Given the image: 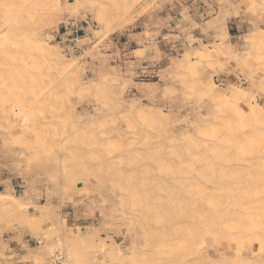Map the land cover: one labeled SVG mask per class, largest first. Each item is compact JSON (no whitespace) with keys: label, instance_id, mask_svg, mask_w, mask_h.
<instances>
[{"label":"rangeland","instance_id":"obj_1","mask_svg":"<svg viewBox=\"0 0 264 264\" xmlns=\"http://www.w3.org/2000/svg\"><path fill=\"white\" fill-rule=\"evenodd\" d=\"M111 1L112 0L110 1L82 0V4H81V0H59L60 6L58 5V7L60 8V10L62 9V13H60L61 11L59 10L60 11L59 12L57 8L56 9L52 8L51 11V8L49 10H44L45 8L41 9L35 6L36 8L33 9L34 10L33 12H29L28 14H24L22 16L23 20H25L26 23L27 21H30L31 15L33 16L32 17L33 21H37V23L39 22L40 19V22L38 24H40V26L42 27H40L39 25L38 26L40 29L37 27V30L39 31V33H41L40 39L42 38V41L45 43L46 47L51 51V54L53 56L55 57L57 56L58 58H60V60L63 62L62 66L67 67L68 69L66 70L68 72H65L62 75L59 74V76L57 75L59 77V78L57 77V79H55L56 78L55 75L56 73H58V71L55 72L54 69H53L54 71L52 70L51 73L52 77L50 76L51 74L47 76V74L45 73V70H47V68L45 69L42 68L38 70V73H41L42 75H44V73L46 74L45 80L48 79L52 80L54 78V80L57 81L58 79H60L61 76H62L61 78L63 79L58 80L55 85L56 91L59 92H55L56 94H51V95L45 94L46 96L44 97L42 96L40 98H34V102H33L34 104L32 103L31 109L28 110L26 109L25 111H22L21 109L14 108L13 105L20 104L25 101V98L18 93V91H20L19 88L22 86L28 87L29 84H31L30 82H32L31 80H33L36 74L32 76L34 73L33 74L25 73L24 75L23 71H22L23 73L21 74L20 73L21 70L20 71L17 70L15 71V74H17V72L18 74L17 75L14 74L15 77L18 79V81H16L17 79L14 76H13L14 78L12 77L13 74L11 75L7 74V76L4 74L5 71L4 68L1 67L2 64L0 62V76H1L0 77V113L3 106L9 104L11 108H14V114L19 117L18 120L19 122L16 120L13 123V125H15L16 127L11 128L7 125V128L9 127L8 128L9 131H7L8 129L4 128L6 127V125H4L5 122L4 120L2 122L1 120L2 117L0 115L1 117L0 129L2 126H4L0 130V194L6 195L8 197L13 195L12 197L13 198L16 197V201H18V203H21V204L17 203L18 206L15 205L17 207V208L15 207L16 208L15 211L18 213L11 212L10 207H8V205L3 204L4 205L3 206L2 204H0L2 206V207L0 206V210H1L0 211V264H5V263L8 264V262L9 264H54L53 258L56 256L57 253H59L61 257V264H122V263L123 264H186V263L201 264V261L203 260L199 258L203 256L210 258L216 257L217 256L216 253L218 252L217 248L219 249V247L217 246V244L214 243L213 237L210 236L208 232L207 234L209 236H204L207 235L205 234L204 230H200V231L197 230V234L195 231V228L197 226L198 229L202 227V222L210 226L212 220V214L208 216L211 218V220H205V217L202 215V212H199V218H198L199 220L189 219V222L187 223L190 224L186 223L189 226L183 224L185 225L183 227L177 224L176 228L183 229V230L178 229V231L181 230L180 235H182L181 237L182 239L179 237L181 240L176 241L175 244L173 243L175 247L172 245L171 247H173V249L169 250L167 252L168 254L166 253L164 255H160L158 254L157 249L155 248L153 243L149 244L148 246L147 244H145V242L149 239V238H146L147 240L145 239L146 233L147 232L149 233L150 231V233L152 232L154 234L153 230H151L153 229L154 225L152 224L153 222H150L151 224L148 223L145 217L146 214H148L146 208H148L149 206L146 204L145 198L144 197L141 198L142 201H140V196H141L140 187H142L141 183L142 181L144 182L147 181L148 185L150 183H151L150 185H152L153 182L154 183L152 186H154L155 183H156L155 185L158 184L157 185L158 187L154 186L155 189L154 192L156 193L158 190L159 191L161 190L160 191L161 193L162 192L165 193L161 194L160 192H157L156 194H154V196L159 194L158 196L164 197L167 194L166 191H168V187L166 189V185L169 183V181L167 177L164 175L163 170H165L167 167L168 169L175 168L174 166H171L172 163L170 162L171 161L176 162V159L174 160V158L177 154L179 155L180 149L182 151V153L180 152L182 157L183 155L186 156V154L189 155L186 156L185 158L184 157L182 158V161H186V163L184 162L185 165L188 163V161H192V159L194 158L193 156L190 157V154L200 156L198 158V161L202 159L201 160L202 164L199 163V165H197L196 167L198 168L201 167V170L204 171L205 169V171H207L205 173L206 175L202 177L201 181L208 179L207 181L209 182L214 181L217 184L221 183L222 190L220 189L219 191H222L223 194H229V193L236 194L237 192L242 193L246 191V193H248L250 196L252 195L253 198H255L254 194H256V192L254 191H258L261 193L260 195L261 198L264 196L263 188L261 186L257 187L256 183H254L257 181H264V171H263L264 165H262L263 162L262 160L257 161L258 164L257 166L256 163L254 165V167L257 168V170H255L257 173L253 171L256 168L246 169L247 167L246 168L242 167V169L238 171L224 175L221 174V171L223 170L218 168L220 169L219 173L222 176L220 177V179L216 178V177L219 178V173H217L218 170L216 171L217 174H215V172L213 171L215 169V166L207 167L209 163L216 161V159L218 158L216 157L217 153H215L216 159L214 158L212 160L211 158L212 156L211 154H209L213 149L214 143L215 145H220L222 147V144L219 143V141L221 142L224 139H226L225 142L227 144L225 143L223 145L225 146L224 148H227L230 145L233 146V143L234 146H236L235 143H237L238 146L242 144L241 146L250 147L249 145H251L250 148L256 151L261 146V145L259 146V144H262L261 141L257 145L258 143L257 141H260V139L257 140L258 138H256V136L261 137V135L264 132L263 133L260 132L262 133L261 135L260 134L256 135V133L259 130L258 131L256 130L255 132L254 129V131L250 130L248 132L250 136L248 135L247 137L246 136L243 137L239 134L237 135L236 133L238 139H235L234 137H230V135L233 134L234 129L230 125H227L228 123L224 122L226 121L225 119L227 118L226 108L225 107L216 108L215 106L210 105L206 100L205 101L203 99L199 100L200 97L199 95H197L198 93L201 92V90L209 82V80H212L218 86V89L219 88L221 89L220 92H226L229 89H232L233 92L234 91L236 92L241 89L242 91L246 92L247 96L254 99L259 105H262V107H264V50H263V46L260 47L261 51L255 50V48L256 49L258 48L260 43L258 40L253 41V38H255L253 36L254 34L255 36L257 35V33L258 35H263L262 33L264 32V0H251V3L248 0H129L131 2H129L128 0H117V1L113 0L112 2ZM260 4L262 6H260ZM251 5L252 8L250 9ZM121 6H123L122 7L123 9L121 8ZM5 8L6 5L5 3H3V5H1V9L3 10ZM0 14L2 15L3 13ZM58 14H60L59 15L60 18H58ZM117 14L120 16H117ZM100 20L101 22L103 20L102 23L104 25L102 23L100 24L99 22ZM257 28H259L258 31L262 30L261 33L257 31ZM0 30H1L0 34H2L4 29L0 28ZM251 34L253 35L251 36ZM251 39L253 42L251 41ZM257 41L259 43L258 45H257ZM250 43L251 46L249 45ZM253 43L255 44V47H253L254 46L252 45ZM49 45L51 46V48L49 47ZM211 47L213 49H211ZM55 48H58L59 51H57V49L55 51ZM207 49L212 56L211 57L212 60L206 65H211V67L210 66L208 67L203 63L197 64V62L199 61L196 58H194V54L196 51L200 52L202 50H207ZM229 49L232 50V52L234 51V49L235 51L232 53ZM224 51H225V57L223 56ZM230 52L231 54H233L232 56ZM254 52L256 53L254 54ZM59 53L62 55H60ZM215 54L217 55V57L215 56ZM226 54H228V57L229 55L231 57L229 58L226 57ZM245 54L247 55V57ZM10 56L15 57L13 53L10 54ZM233 56L234 58L236 57V59H234ZM61 58H64V60H62ZM221 58L222 60H220ZM227 58L228 59L233 58V59L228 60ZM187 60L193 62V64L191 65L192 67L194 66L191 70V72L194 71L193 73L185 69L187 66L186 64ZM232 60H234V62ZM215 61L218 63L217 66H216L217 63ZM67 62L70 63V65L72 66L68 67L67 66L68 64L64 65V63ZM213 64L215 66H212ZM197 65L198 66L201 65V67L203 66V68L199 67L200 69L197 70L198 69ZM200 71L201 72L203 71L202 74ZM46 72H48V70ZM69 72H71V74ZM66 73L68 74L66 75ZM23 75H24L23 81L20 82L24 83L25 81L26 84L19 83V79L22 80L21 77H23ZM28 75H30V77ZM63 75H65L66 77L65 76L63 77ZM75 75L78 77L79 81L76 80L77 77ZM70 76H72L73 78ZM28 77L30 78V82L28 81L29 79ZM112 77L114 78L116 77L115 79L117 80H115ZM195 77L197 79H195ZM126 78L127 81L123 80ZM41 79H44V76L41 77ZM118 79L120 81H118ZM45 80H43L42 82L40 80L39 85L43 86V83L45 85V83L47 82ZM111 80L114 81V83H116L117 85L116 84L113 85V82ZM63 81L65 85H63ZM67 81L69 83H67ZM196 81L197 83H195ZM248 81H251V83ZM96 82L97 83L99 82V84H97ZM108 82L112 86L108 85ZM74 83L77 84L78 86H76ZM67 85L70 87L69 92L68 89L66 91V88H68ZM103 86L105 87L102 88ZM39 88L40 87L36 88L35 90L39 91L40 90ZM94 88L98 91H102L100 92V95L96 91H94L93 93V90H95ZM81 89L83 90L81 91ZM63 92L64 93L66 92L65 95H63L64 94ZM58 94L61 95V98L64 97L62 98L63 109H60L61 107L59 108L60 113L59 111H57L59 106L57 107L58 103H56V100L60 98ZM75 94H78L79 97L76 96ZM92 94H94V96H92ZM47 95H49L50 98ZM90 95L92 97H90ZM95 95L96 96L99 95V96L95 97ZM53 96H56L55 98L57 97L58 98L54 100V98H51ZM86 97L87 100H85ZM61 98L59 99L60 102L59 100L57 101L59 102L60 106L62 105ZM52 100L55 102H53ZM122 101H124L125 103ZM51 103L53 106L51 105ZM48 105L50 106L48 107ZM121 107L124 110L122 109L120 110ZM125 108L126 110H129L131 108L132 114L129 111H126ZM136 109L138 110L136 111ZM140 109L142 110L143 113L148 112L151 109V112L153 114L155 115L157 114L159 118L163 117L164 121L163 119L160 120L161 129L158 127V125L160 126V123L156 124L157 122L156 118L155 120H150L153 119L151 117L144 118L141 119L140 121V119L134 117L136 116V114L140 112L139 111ZM154 109L155 110L158 109L159 111H154ZM61 110L63 112H61ZM53 111L56 112L57 114L53 113ZM30 112L34 113L33 116L34 118L32 117L33 113ZM35 112L38 113L39 115H35L36 114ZM128 112L130 113L131 117L129 116ZM51 114L52 115L55 114V119L58 120L56 121L54 119V115L52 116L53 118L52 119ZM199 115H201L202 117ZM204 115H206L208 119H210L209 122L210 124L206 123L203 126L202 121L204 120L203 118ZM59 116L61 117V119L59 118ZM97 116L100 117L98 118ZM214 116L218 117L219 121ZM14 117L15 116H13V118ZM74 117H77V119L79 118V120L74 119ZM94 117L95 118L97 117V119H95ZM167 117L169 118L170 121L167 119ZM29 118H31L30 122H32V124L35 123L34 125H32V128L34 126L32 130L33 132L32 133L29 132L30 134L28 133L24 136V138H21L23 134L21 136L19 135L20 134L19 127H21L23 124H26L27 121L25 123V120L26 119L29 120ZM49 118L52 119L53 121L50 120ZM91 118L93 119L91 120ZM63 119L64 120L67 119V120L64 121ZM147 119L150 122L152 121L154 125L156 124L155 127L157 129H155L154 126L150 127V125L153 124H151L152 122L149 123ZM45 120H47V122H45ZM83 120L85 123L83 122ZM99 120H101L102 124L100 123ZM79 121L83 123V125L80 124ZM104 121H106V124L104 123ZM125 121L126 124L122 125ZM62 122H64L65 125L66 124L67 125L65 126L64 123ZM140 122L143 123V126L141 125L142 123L140 124ZM103 123L107 128L105 127L103 129L104 127ZM112 123L116 126L112 125ZM119 123L121 124L120 126H118ZM128 123L133 124L132 126L133 129L130 128L131 126H128L130 125ZM166 123H168L167 124L168 126L166 125ZM146 124L148 126H145ZM215 124L217 128L215 127ZM53 125L56 126V128L55 127L53 128ZM134 125L135 126L139 125L137 126L138 130L135 129L136 130L135 132H134V128H135ZM164 125H166L165 128L163 127ZM117 126L119 128L121 127V129L125 127L124 130L127 133H125L123 129L122 131L119 128L118 129L115 128L114 130V127ZM144 126L147 129H145ZM197 126H199L200 129H196ZM222 126L226 128V130H224L223 132L221 131L224 129ZM204 127L205 128L207 127L209 130H210L209 127H211L210 130L211 132L209 130H205ZM214 127L217 130L213 129ZM29 128L32 129L31 126H29ZM76 128L77 130L81 129L80 132L79 131L78 132L80 133V135L82 134V139L81 136L80 137L78 136L79 138L77 137V135L79 134H77L78 132H76ZM3 129H5L6 131ZM54 129H56L57 131ZM69 129L71 133L69 132ZM83 129H85L86 131ZM144 129L146 130V132H144ZM150 129L152 131H150ZM212 129L215 130V135H217L216 137L215 135L213 136L212 133L214 132H212L213 131ZM148 130L149 132H147ZM153 130H156L159 135L155 133V131ZM159 130L161 131V133L162 131L164 132L165 130V134L162 135L161 133H159ZM199 130L200 131L203 130L202 132H204V134L199 132ZM59 131L61 133H59ZM62 131L66 134L69 133L68 134L69 137L66 136V134H63ZM114 131L115 133L118 134L121 132L122 135L121 133L119 135L116 134L117 137H115L114 136L115 133H113ZM131 131H133L134 133ZM207 131H209V133L212 134L211 138L213 139V141L212 139L208 138L210 135ZM52 132H56V133H52ZM91 132L92 134H90ZM142 132H144L147 135H145ZM150 132L153 134H157L158 137L162 135L161 136L163 137L162 140L160 139V137L158 139V137L154 136ZM197 132L200 134H198ZM58 133L65 135V137L67 138L63 136L61 137V135H59ZM73 133L74 135L75 134L76 135L72 136L71 134ZM128 133L130 134V138L132 136L131 141L134 139L133 144L135 146L138 144L137 141L141 145L138 144L139 146H136V148H134L132 142L130 143L129 141L130 138ZM250 133L253 135H251ZM52 134L54 135L56 134V136L54 137ZM83 134H86V136H83ZM109 134H111V136H108ZM133 134H135L134 136L135 138H133ZM142 134L143 136H146L147 140L145 139V137L141 136ZM51 135L54 137L53 140L50 139ZM89 135L92 136V138H90L91 140L89 139L90 141L88 140L87 143L86 140L89 138L87 137ZM126 135L128 137H126ZM200 135H202V137ZM204 135L205 136L207 135L206 137L209 139V141L207 138H203ZM147 136H149L151 140H149ZM252 136L255 137L253 138ZM155 137L157 138L156 139L157 141L153 140V138L155 139ZM184 137L188 138L185 139L187 140L188 142L187 144H189V147L187 144H185L186 140L185 141L183 140L184 142L181 141V139ZM218 137L220 139L222 138V140H220ZM229 137L231 140L229 139ZM17 138L20 139L19 142L20 141L23 142V143L21 142L22 146L20 145V143L19 144L16 143V141H18ZM69 138L70 139L75 138V141L81 139L80 142H81V146L83 145L82 148L80 149L79 141L78 142L76 141V143L78 144H71L70 142H74V140L71 139L73 141H70ZM139 138L142 139L140 140ZM195 138H196V142H194ZM247 138L250 140H248ZM64 139L66 140V142L67 140L70 141L67 142V145L68 143H70L68 145L69 148H66L67 146H65L66 144H64L66 143ZM163 139L164 140L166 139L165 141H167L168 139L169 141L167 142L164 141L163 143L162 142ZM172 139L174 141L178 140L176 145H179V148L182 146L179 149V151H177L178 146L174 145L175 143L174 141H172ZM254 139H256V141ZM49 140L52 141L49 142ZM61 140L64 142L62 143ZM158 140L161 141L162 143L161 142L159 143ZM202 141H204L203 145H205L206 144L205 142H207L206 146L203 147ZM82 142L83 143L85 142V144L87 143L88 145L86 144V146H84L85 144H83ZM179 142H183V143L181 144ZM244 142L249 143V145ZM57 143H59L60 146ZM61 143L62 145L64 144L63 146L65 147H63ZM150 143L151 145L153 144L155 145L151 146ZM193 143L194 144L196 143L198 148L200 147L199 150L197 148L193 150L194 148L192 146L194 145ZM199 143L201 145H198ZM41 144H43V146L46 145L45 149ZM53 144L56 145V147L58 146L60 148H56L55 146H53ZM125 144L126 146H124L123 148L122 145ZM252 144H255L257 148L253 147ZM127 145H130L131 147L130 146L127 147ZM209 145L211 146L210 148ZM72 147L75 149H73ZM144 147L146 150L144 149ZM148 147L151 148L148 149ZM221 147L218 148L219 151H217L218 152L217 155L219 156L218 159L219 161H220V156L222 157V155L219 152L223 151V150L220 151ZM64 148H66L67 150H64ZM121 148H123L125 151L122 149L121 150L122 153L115 152L118 149L120 150ZM169 148H171L172 150ZM188 148L192 149V151ZM203 148H206V152L210 150L209 153L204 155L206 152ZM153 149L155 151V155H153L154 154ZM167 149L168 151L164 153V151ZM184 149L185 151L188 150V152L187 151L184 152ZM261 149L262 148L260 147L257 153H262ZM24 150H26L28 153ZM46 150L48 153L46 152ZM103 150L105 152H103ZM130 150L133 151L134 153H129ZM150 151H152L151 152L152 154L150 153ZM173 151H175V153L177 154L176 155L175 153L173 154ZM189 151L190 154H188ZM123 152H125L126 154ZM170 152L174 156L172 155L170 157L169 155L171 154ZM225 152L226 150L223 151L222 153L225 154ZM25 153L26 155H24ZM135 153L138 154L136 155ZM156 153H159V155L157 154L156 156ZM107 154H109V157ZM124 154L127 156H125ZM132 154L137 156V158H135V156ZM166 154L167 156L169 155V157H167ZM115 155H119V156H115ZM64 156L66 158H64ZM150 157H152L153 160H151L152 158ZM102 158L104 159V161L108 162V164H105L106 162L104 161L100 162L99 160H103ZM168 158H171L172 160L171 159L169 160ZM96 159H97L96 162L99 161L98 163H95L94 160ZM112 159L113 161L110 163ZM135 159H137L136 161H138L136 162V164L137 163L139 164V162L141 161L139 165L137 164L138 165L137 167L136 165H134ZM92 163L94 164V166L91 165ZM162 163H164L165 166ZM104 164L105 166H103ZM42 165H44V167ZM95 165L100 166V169ZM150 165L152 170L150 169ZM102 166L105 168H102ZM142 166L144 168H148L146 169L145 173H144V168ZM163 166L165 167V169L163 168ZM45 167H47L46 170H43V168L45 169ZM63 167H65L66 169ZM109 167L112 168L110 169L113 170L115 174L113 171L108 169ZM139 167H142L143 170L140 169ZM211 167L212 169H208ZM260 167L262 170L260 169ZM96 169H98V172L101 169L102 171L104 169V171L103 172L100 171V174L98 173L99 175L97 174L98 176L95 177L97 172L94 171L95 172L94 175L92 170H96ZM157 169L159 170V172H161V174L163 173V176L157 172L158 171ZM88 170L91 171L93 174L92 173L90 174ZM107 170L109 171L108 174L106 173ZM248 170L251 171L249 172ZM85 171H88L89 173ZM169 172L172 173L173 171L170 170ZM211 172L213 173L209 174ZM86 173H88V175L91 176L89 177L86 176L87 175ZM113 174L119 176L116 178ZM145 174L147 175L145 176ZM213 174H215V176ZM103 176L105 178L107 176V178L105 179ZM97 177L99 178L101 177L103 179H99ZM152 177H154L155 180L156 177L159 178L158 180L160 184L159 182H157L158 180L156 181L152 180L151 182V179H153ZM161 177L162 178L164 177L163 178L164 180ZM93 178H95V180ZM114 179L117 180L118 182L114 183L115 182ZM110 182L111 184H109ZM164 182H167V184L165 183L166 185L163 187L161 185H164ZM118 183L119 185L121 184L120 187H118L119 186ZM112 184H117V186L116 185L113 186ZM122 185H124L123 186L124 188L122 187ZM114 187H116L117 190ZM222 187H225V189ZM164 188L166 189V191L164 190ZM121 189H124V193H122L123 191H120ZM117 192L119 193L121 192L120 193L121 196L119 195V193L117 194ZM153 193L151 194L149 193V194L152 196ZM22 199L24 200L22 201ZM104 199L106 201H104ZM143 200H144V204H143ZM108 203L109 205L110 204L113 205L109 206ZM190 204L191 203H189V205ZM189 205L186 204V206ZM20 206H24V207L26 206L24 208L25 211L23 210L21 211L20 208L23 209V207ZM166 207L170 208V205L168 204L166 205ZM141 208L145 209V212L144 210H141ZM205 208L206 207H204V209ZM126 209L128 210L126 211ZM163 210H165V206L163 207ZM142 212H144L143 215L141 214ZM252 212L264 213V207L262 208L260 207V209H254L252 210ZM127 213H130L132 217ZM169 213H172L171 214L172 216L177 215L174 214L172 211H169ZM209 213L210 212H208V214ZM139 216L141 217L144 216V217L141 218ZM200 216L204 217L203 220L201 219ZM126 217L127 218L129 217L128 218L129 221L127 220L128 222L126 220H123ZM208 217L206 218L208 219ZM142 221L144 222L142 223ZM190 221L192 223L193 221L196 222V226L194 223L193 225L195 227L191 228L192 223ZM197 222L198 223L201 222V224L199 223L198 225ZM148 224H150L149 227H147ZM141 226L143 229L145 227V230L148 231L144 233L145 230L143 232V230H141L142 229ZM190 228L194 230V233L196 235L193 233V230L192 231L190 230ZM188 232L190 234H188ZM198 234L199 235L201 234L202 242L200 237H198L199 239L197 238V236H199ZM193 236L196 238L193 239L194 238ZM142 239L143 241L144 240L146 241L143 242ZM191 240H192V246L190 242ZM186 241L188 242L187 244L189 246H186L187 245L186 243H182ZM196 242H198V244H196ZM181 243L184 245L182 246ZM201 243L204 246L201 245ZM115 245H117V248H115L116 247ZM176 246L183 247L184 249L178 248L180 251L176 252L178 250ZM99 247L104 249L105 252L103 253L100 250L101 248ZM188 247L190 248L193 247V248L190 249ZM203 248L204 250L201 251ZM256 248L257 245L254 246L252 251H256L257 250ZM111 250L112 251L114 250L113 251L114 254L116 253V250L120 251V255L122 256L121 261L120 260L118 261L116 259L117 262H113L109 259V256L107 255L109 254V252H111ZM140 250L145 254H141ZM190 250L194 252L196 250L197 251L195 252L194 255V252H191ZM199 250H200L199 253L202 252L201 253L202 255L198 253ZM36 252H39L41 254ZM189 252L193 253V256L189 255L190 254ZM132 254H134L136 257L132 258ZM225 254L227 256L230 255V253L227 251L225 252ZM184 255L186 256L182 258V256ZM244 255L246 258H248L249 261H251L250 259L253 257V253L251 251H248L246 249ZM193 257L194 259L192 260ZM195 257L197 260H195ZM40 258L43 262H41ZM203 263H205V261H203Z\"/></svg>","mask_w":264,"mask_h":264},{"label":"bare ground","instance_id":"obj_2","mask_svg":"<svg viewBox=\"0 0 264 264\" xmlns=\"http://www.w3.org/2000/svg\"><path fill=\"white\" fill-rule=\"evenodd\" d=\"M110 1V0H109ZM113 1V0H112ZM111 1V2H112ZM117 1V0H116ZM129 1V0H128ZM248 1H250V3H251V0H248ZM129 2H131V1H129ZM3 3H5V5H6V8L5 9H1V5H3ZM81 4H82V0H81ZM125 4V3H124ZM58 5H59V0H0V13H3L2 15L0 14V28H3L4 29V31H3V33L2 34H0V62H1V64H2V68H4V71H5V75L7 76V74L8 75H11V74H13L12 75V77L14 76L15 77V75H17L18 74V72H17V74H15V71H17V70H21V74L24 72V75H25V73H28V74H33L32 76H34L35 74V77L34 78H36V79H34L33 78V80H31L32 82H30V75H28L29 77V79H28V81L31 83V84H29V86L28 87H26L25 85V87H20L19 88V90L20 91H18V93L19 94H21L24 98H25V101L23 102V103H20V104H16V105H13V107L14 108H17V109H21L22 111H25L26 109L28 110V109H31V106H32V103L34 102V98H40V97H44V96H46L45 94H49V95H51V94H56L55 92H59V91H56V82L58 81V80H60V79H63V78H61L60 77V79H58L57 81H55L54 80V78L51 80H45V75L47 74V76H49L51 73H52V70L54 69L55 70V72H57L58 71V73H56V78L55 79H57V77L59 76V74L60 75H62V74H64L65 72H68V71H66V70H68L67 69V67H63L62 66V64H63V62L60 60V58H58L57 56L55 57V56H53L52 54H51V51L46 47V45H45V43L42 41V38L40 39V34L41 33H39V31L37 30V27L39 28V26H40V24H38L39 22H40V19H39V22L37 23V21H33V16L31 15V19H30V21H27V23L25 22V20H23V18H22V16L24 15V14H28L29 12H33L34 10V8H45L44 10H49L50 8H51V11H52V8L53 9H58V11L60 10V8L58 7ZM36 6V7H35ZM60 6V5H59ZM131 6V5H130ZM260 6H262L261 4H260ZM123 6H121V8H122ZM132 7V6H131ZM249 7V6H248ZM125 8V7H124ZM247 8V7H246ZM245 8V9H246ZM252 8V5L250 6V9ZM64 9V8H63ZM119 9H120V7H119ZM123 9V8H122ZM129 9V8H128ZM240 10V9H239ZM238 10V11H239ZM61 11V12H60ZM59 12L60 13H62V9L60 10ZM63 11H65V10H63ZM119 11V10H118ZM122 11V10H121ZM127 11V10H126ZM248 11H250V10H248ZM41 12V11H40ZM48 12V11H47ZM34 14H35V12H34ZM54 14V13H53ZM96 14H98V13H96ZM46 15V14H45ZM44 15V16H45ZM60 14H58V18H60V16H59ZM63 15V14H62ZM39 16V15H38ZM43 16V17H44ZM117 16H120V15H118L117 14ZM117 16H116V18H117ZM43 17H42V19H43ZM49 19V18H48ZM56 19V18H55ZM45 20V19H44ZM100 22V24L103 22V20H102V22H101V20L99 21ZM98 22V23H99ZM103 24V23H102ZM39 25V26H38ZM104 25V24H103ZM40 27H42V26H40ZM104 27H106V26H104ZM40 29V28H39ZM258 29L259 28H257V31H258ZM256 30V29H255ZM1 31V30H0ZM256 31V32H257ZM262 31V30H261ZM261 31H258L259 33H261ZM255 33V32H254ZM263 35H258V33H257V35L255 36V34L253 35V34H251V36L253 35L255 38H253V41L255 40H258L259 41V43H260V45L258 46V48L256 49L255 48V50H260V47L261 46H263V50H264V32L262 33ZM42 36V35H41ZM103 36V35H102ZM248 36V35H247ZM101 40V39H100ZM246 40V39H245ZM250 41V40H249ZM251 41H252V39H251ZM252 41V42H253ZM258 41H257V45L259 44L258 43ZM218 43H220V42H218ZM98 44V43H97ZM224 44V43H223ZM250 46H251V43L249 44ZM252 45H254L253 47H255V44L253 43ZM49 47L51 48V46L49 45ZM53 47V46H52ZM223 47V46H222ZM220 48V47H219ZM225 48V47H224ZM223 48V49H224ZM230 48H231V46H230ZM234 48V47H233ZM56 49H57V51H59L58 50V48H55V51H56ZM211 49H213L212 47H211ZM211 49H209V50H211ZM251 49H252V47H251ZM254 49V48H253ZM201 50V49H200ZM199 50V51H200ZM219 50V49H218ZM230 50V49H229ZM231 52H232V50H230ZM234 51H235V49H234ZM233 51V52H234ZM261 51V50H260ZM197 52V53H196ZM195 52V54H194V52H193V54H194V58H196L199 62H197V64H204V65H206V64H208L212 59H211V54L208 52V49L207 50H202V51H200V52H198V51H196ZM218 52V51H217ZM221 52V51H220ZM231 52H230V54H231ZM232 52V53H233ZM256 52H259V51H256ZM256 52H254V54L256 53ZM14 54L15 55V57H12V56H10V54ZM214 53V52H213ZM238 53V52H237ZM17 54V55H16ZM58 54V53H57ZM60 54V53H59ZM192 54V55H193ZM235 54V53H234ZM60 55H62V54H60ZM213 55V54H212ZM220 55V54H219ZM221 55H223V54H221ZM233 54H231V56H232ZM246 55V54H245ZM244 55V56H245ZM215 56L217 57V55L215 54ZM224 57H225V51H224V55H223ZM222 56V57H223ZM230 55H229V57H231ZM61 57V56H60ZM219 57V56H218ZM226 57H228V54H226ZM228 57V58H229ZM241 57H242V55H241ZM246 57H247V55H246ZM245 57V58H246ZM65 58H66V56H65ZM227 58V59H228ZM233 58H234V56H233ZM233 58H231V59H233ZM237 58H238V55H237ZM62 60H64V58H61ZM68 59V58H67ZM231 59H228V60H231ZM234 59H236V57L234 58ZM244 59V58H243ZM248 59V58H247ZM182 60H184V59H182ZM213 60H214V58H213ZM217 60V59H216ZM220 60H222V58L220 59ZM220 60H219V62H220ZM241 60V59H240ZM173 61H175V60H173ZM172 61V62H173ZM180 61V60H179ZM233 62H234V60H232ZM244 61H246V60H244ZM196 62V61H195ZM216 62V61H215ZM237 62H238V60H237ZM71 63H72V61H71ZM217 63V62H216ZM242 63H243V60H242ZM248 63V62H247ZM260 63V62H259ZM65 64H68L67 66L68 67H70V66H72V65H70V63H64V65ZM187 66H186V68L185 69H187L189 72H191V70H192V68L194 67H192L191 65L193 64V62H190V61H188L187 60ZM196 64V63H195ZM211 64V63H210ZM239 64H240V62H239ZM218 65V63L216 64V66ZM198 66V65H197ZM206 66H210L211 67V65H206ZM212 66H215L214 64L212 65ZM251 66V65H250ZM260 66V65H259ZM173 67V66H172ZM203 68V66L201 67V65H199L198 66V69L197 70H199L200 68ZM238 67V66H237ZM246 67V66H245ZM262 67V66H261ZM42 68H47V70H48V72H46L47 70H45V73H44V75H42L41 73H38V70H40V69H42ZM73 68V67H72ZM75 68V67H74ZM205 68V67H204ZM235 68H236V66H235ZM170 69V68H169ZM53 70V71H54ZM168 70V69H167ZM202 70V69H201ZM257 70V69H256ZM2 71H3V69H2ZM23 71V72H22ZM51 71V72H50ZM71 71V70H70ZM73 71V70H72ZM169 71V70H168ZM55 72H53V73H55ZM185 72H186V70H185ZM194 72V71H193ZM193 72H191V73H193ZM201 72V71H200ZM203 72V71H202ZM202 72H201V74H202ZM2 73V72H1ZM43 73V72H42ZM70 74H71V72H69ZM206 73V72H205ZM3 74V73H2ZM1 74V75H2ZM3 74V75H4ZM15 74V75H14ZM68 73H66V75H67ZM117 74V73H116ZM24 75H23V77H21V79L22 80H20L19 79V83H22V82H20V81H23V78H24ZM58 75V76H57ZM110 75V74H109ZM189 75V74H188ZM200 75V74H199ZM19 76V75H18ZM27 76V75H26ZM37 76V77H36ZM44 76V79H41V77H43ZM51 77H52V74L50 75ZM65 75H63V77H64ZM76 76V75H75ZM1 77V76H0ZM13 77V78H14ZM66 77V76H65ZM70 77H72V76H70ZM77 77V76H76ZM107 77V76H106ZM4 78V77H3ZM16 78V77H15ZM19 78V77H18ZM48 78H50V77H48ZM59 78V77H58ZM73 78V77H72ZM112 78H114V77H112ZM111 78V79H112ZM116 78V77H115ZM114 78V79H115ZM197 78H198V75H197ZM196 77H195V79H197ZM12 79V78H11ZM17 79V78H16ZM15 79V80H16ZM71 79V78H70ZM103 79V78H102ZM104 79H107V78H104ZM14 80V79H13ZM12 80V81H13ZM40 80H41V82L43 81V80H45V81H47L46 83H47V85H46V83H45V85H44V83H43V86H40L39 85V83H40ZM76 80H78V77H77V79ZM115 80H117V79H115ZM123 80H126L127 81V78L126 79H123ZM131 80V79H130ZM249 80H251V79H249ZM16 81H18V79L16 80ZM27 81V80H26ZM27 81V82H28ZM44 81V82H45ZM73 81H74V79H73ZM79 81V80H78ZM108 81V80H107ZM106 81V82H107ZM112 81V80H111ZM110 81V82H111ZM118 81H120L119 79H118ZM125 81V82H126ZM7 82H9V81H7ZM60 82H62V81H60ZM113 82V85L114 84H116V83H114V81H112ZM248 82H250L251 83V81H248ZM18 83V84H19ZM24 83L26 84V82L24 81ZM24 83H22V84H24ZM67 83H69L68 81H67ZM78 83V82H77ZM97 83V82H96ZM195 83H197V81L195 82ZM249 83V84H250ZM42 84V83H41ZM60 84V83H59ZM75 84V83H74ZM73 84V85H74ZM97 84H99V82L97 83ZM102 84H103V82H102ZM105 84V83H104ZM152 84V83H151ZM198 84H200V83H198ZM39 85V86H38ZM63 85H65L64 84V81H63ZM69 85V84H68ZM67 85V86H68ZM76 86H78L77 84H75ZM96 85V84H95ZM108 85H111V84H109V82H108ZM117 85V84H116ZM131 85H132V83H131ZM181 85V84H180ZM66 86V87H67ZM97 86V85H96ZM99 86V85H98ZM112 86V85H111ZM186 86V85H185ZM196 86H198V85H196ZM200 86V85H199ZM38 87H40L39 89V91H36L35 89L36 88H38ZM105 86H103L102 88H104ZM119 87V86H118ZM154 87H155V85H154ZM220 87V86H219ZM62 88H63V86H62ZM61 88V89H62ZM107 88V87H106ZM59 89H60V87H59ZM67 89H68V92H69V89H70V87L68 86V88H66V91H67ZM73 89V88H72ZM76 89V88H75ZM93 89V88H92ZM95 89V88H94ZM111 89V88H110ZM119 89V88H118ZM138 89V88H137ZM136 89V90H137ZM156 89H157V87H156ZM197 89V88H196ZM83 89H81V91H82ZM86 90V89H85ZM89 90V89H88ZM103 90V89H102ZM105 90V89H104ZM109 90V89H108ZM220 88L218 89V86L212 81V80H209V82L203 87V89L201 90V92L200 93H198L197 95H199V97H200V99L199 100H201V99H203L204 101L206 100L210 105H213V106H215L216 108H220V107H225L226 108V113H227V118L225 119L226 121H224V122H226V123H228L227 125H230L233 129H234V131H233V134H231L230 135V137H234L235 139H238V137H237V135L239 134V135H241V136H243V137H247L248 135H249V131L250 130H253L254 131V129H255V132H256V130L259 132H257L256 133V135H258V134H262L263 132H264V107H262V105H259L254 99H252V98H250V99H246V97H247V95H246V92H244V91H242L241 89L240 90H238V91H234L233 92V90L232 89H229V90H227L226 92H220ZM248 90V89H247ZM64 91H65V89H64ZM91 91V90H90ZM94 91H96L99 95H100V92H102V91H98V90H93V93H94ZM148 91V90H147ZM152 91V90H151ZM150 91V92H151ZM158 91V90H157ZM156 91V92H157ZM200 91V90H199ZM251 91V90H250ZM71 92H72V90H71ZM84 92H86V91H84ZM95 92V93H96ZM109 92V91H108ZM108 92H106V93H108ZM141 92V91H140ZM249 92V91H248ZM35 93V94H34ZM64 93V92H63ZM66 93V92H65ZM65 93L63 94V95H65ZM83 93V92H82ZM104 93V92H103ZM59 94H61V93H59ZM58 94V95H59ZM73 94H74V92H73ZM87 94V93H86ZM141 94V93H140ZM144 94V93H143ZM49 95H47V96H49ZM57 95V96H58ZM62 95V96H63ZM76 96H78L79 97V95L78 94H75ZM88 95V94H87ZM98 95V96H99ZM152 95H153V92H152ZM60 96V98H61V95H59ZM92 96H94V94H92ZM91 95H90V97H92ZM98 96H96L95 95V97H98ZM56 96H53V97H51V98H54V100H56L57 98H55ZM88 97V96H87ZM87 97H86V99L85 100H87ZM49 98H50V96H49ZM59 98V99H60ZM62 98H64V97H62ZM61 98V103H62V105L60 106V104H59V102H60V100L59 99H57L56 100V103H58L57 104V107H58V109H57V111H59V108L60 109H63V102H62V99ZM146 98V97H145ZM81 99V98H80ZM59 100V102H57ZM67 100V99H66ZM84 100V99H83ZM53 101V100H52ZM47 102V101H46ZM53 102H55V101H53ZM122 102H124V101H122ZM138 102V101H137ZM195 102V101H194ZM125 103V102H124ZM34 104V103H33ZM72 104V103H71ZM123 104V103H122ZM121 104V105H122ZM134 104V103H133ZM51 105H52V103H51ZM120 105V104H119ZM126 105V104H125ZM124 105V106H125ZM131 105V104H130ZM135 105V104H134ZM134 105H133V107H134ZM5 106V107H4ZM3 106V108H2V110H1V113H0V115H1V117H2V122H3V120H4V122H5V124L4 125H6V127H4V126H2L1 127V129L4 127L5 129H8L9 127H11V128H14V127H16L15 125H13V123L17 120H19V117L17 116V115H15L14 114V108H11L10 106H9V104H7V105H4ZM50 105H48V107H49ZM53 106V105H52ZM124 106H123V108H124ZM129 106V105H128ZM145 106V105H144ZM195 106H197V105H195ZM54 108V107H53ZM69 108V107H68ZM122 107L120 108V110L122 109V110H124ZM126 108H127V106H126ZM126 108H125V110H126ZM199 108V107H198ZM13 109V110H12ZM118 109H119V107H118ZM147 109H149V108H147ZM197 109V108H196ZM138 109H136V111H137ZM198 110H200V109H198ZM215 110V109H214ZM126 111H129L130 113H131V108L129 109V110H126ZM140 112L138 113V114H136V116H134V117H137L138 119H140V121H141V119H144V118H153V119H150V120H155V118H156V124H159L161 121V119H163V121H164V118L162 117H158L157 116V114L155 115V114H153L152 112H151V109H150V111H148V112H145V113H143L142 112V110L140 109L139 110ZM154 111H159L158 109L157 110H155L154 109ZM161 111V110H160ZM190 111V110H189ZM212 111H213V109H212ZM211 111V112H212ZM219 111V110H218ZM61 112H63L62 110H61ZM97 112V111H96ZM95 112V113H96ZM101 112H102V110H101ZM104 112V111H103ZM124 112V111H123ZM123 112H122V115H123ZM128 112V114H129V116H130V113ZM134 112V111H133ZM195 112V111H194ZM215 112V111H214ZM30 113H33V112H30ZM36 113V112H35ZM53 113H56V112H54L53 111ZM59 113H60V111H59ZM190 113V112H189ZM57 114V113H56ZM125 114V113H124ZM132 114V113H131ZM159 114V113H158ZM217 114V113H216ZM223 114V113H222ZM35 115H39L38 113H36ZM54 115V119H55V114H53ZM52 114H51V118H52V116H53ZM95 115V114H94ZM98 115H100V114H98ZM102 115V114H101ZM207 115V114H206ZM206 115H204V120L202 121V123H203V126H204V124H206V123H208V124H210L209 122H210V119H208V117L206 116ZM13 116H15L14 118H13ZM34 116V113H33V115H32V117ZM66 116V115H65ZM96 116V115H95ZM128 116V117H129ZM159 116H161V115H159ZM163 116V115H162ZM199 116H201V115H199ZM0 117V118H1ZM30 117V116H29ZM31 117V118H32ZM39 117V116H38ZM90 117V116H89ZM92 117V116H91ZM98 117V116H97ZM97 117L95 118V119H97ZM100 117V116H99ZM98 117V118H99ZM127 117V118H128ZM131 117V116H130ZM202 117V116H201ZM214 117H216V116H214ZM31 118H29V120L28 119H26L25 120V123H26V121H27V123L26 124H23L22 126L21 125H18V126H21V127H19V131H20V136L22 135V137L21 138H24V136L26 135V134H28L29 132H33L32 130H33V128H34V126H33V128H32V125H34L35 123H33L32 124V122H30V119ZM34 118V117H33ZM57 118H58V115H57ZM59 118L61 119V117L59 116ZM63 118V117H62ZM88 118V117H87ZM87 118H85V119H87ZM126 118V119H127ZM136 118V119H137ZM217 118V120H218V117H216ZM215 118V119H216ZM50 119V118H49ZM53 119V118H52ZM52 119H50V120H52ZM74 119H77V117H74ZM90 119V118H89ZM93 118H91V120H92ZM94 119V120H95ZM167 119L169 120V118L167 117ZM196 119H198V118H196ZM212 119V118H211ZM214 119V120H215ZM56 120V119H55ZM58 120V119H57ZM56 120V121H57ZM64 120V119H63ZM62 120V121H63ZM65 120H67V119H65ZM64 120V121H65ZM77 120H79V118L77 119ZM128 120V119H127ZM148 120V119H147ZM146 120V121H147ZM33 121V120H32ZM53 121V120H52ZM89 121V120H88ZM100 121V123L102 124V122H101V120H99ZM103 121V120H102ZM130 121V120H129ZM138 121V120H137ZM163 121H162V123H163ZM170 121V120H169ZM168 121V122H169ZM219 121V120H218ZM19 122V121H18ZM45 122H47V120H45ZM55 122V121H54ZM80 122V121H79ZM83 122H84V120H83ZM131 122V121H130ZM133 122V121H132ZM148 122L149 123H151L149 120H148ZM154 122V123H155ZM217 122V121H216ZM21 123V122H20ZM57 123V122H56ZM62 123H64V122H62ZM61 123V124H62ZM85 123V122H84ZM104 123L106 124V121H104ZM104 123H103V129L106 127L105 125H104ZM134 123V122H133ZM138 123V122H137ZM142 122H140V124H141ZM170 123V122H169ZM221 123V122H220ZM16 124V123H15ZM19 124V123H18ZM49 124V123H48ZM52 124V123H51ZM73 124V123H72ZM80 124H82L83 125V123H81L80 122ZM87 124V123H86ZM95 124H97V123H95ZM124 124H126V121L122 124V125H124ZM128 124H130V123H128ZM148 124V123H147ZM145 125V126H148V125ZM151 124H153V122L151 123ZM156 124L154 125H150V127L152 126H154V128L155 129H157L155 126H156ZM168 123H166V125H167ZM218 124V123H217ZM7 125L9 126L8 128H7ZM63 125V124H62ZM64 125H65V123H64ZM63 125V126H64ZM67 125V124H66ZM65 125V126H66ZM85 125V124H84ZM99 125V124H98ZM112 125H114L113 123H112ZM111 125V126H112ZM121 124L119 123V125L118 126H120ZM142 126H143V123L141 124ZM166 125H164L163 127L165 128V126ZM223 125V124H222ZM225 125V124H224ZM29 126H31V128L32 129H30L29 128ZM70 126V125H69ZM94 126H96V125H94ZM114 126H116V125H114ZM114 127V130H115V128L116 129H118L119 127ZM128 126H131L130 128H132V126H133V124H130V125H128ZM127 126V127H128ZM137 126H139V125H134V132L136 131V130H138L137 129ZM141 126V127H142ZM144 126V127H145ZM168 126V125H167ZM36 127V126H35ZM51 127H52V125H51ZM56 128V126H54L53 125V128ZM72 127V126H71ZM83 127H85V126H83ZM83 127H81V128H83ZM87 127V126H86ZM102 127H100V128H102ZM125 127H126V125H125ZM124 127V128H125ZM140 127V128H141ZM158 127L161 129V123H160V126L158 125ZM215 127H216V124H215ZM213 128V129H215V130H217L216 128ZM223 127V126H222ZM10 128V129H11ZM46 128V127H45ZM70 128V127H69ZM97 128V127H96ZM100 128H98V129H100ZM107 128V127H106ZM111 128V127H110ZM124 128H122L123 130H124ZM192 128V127H191ZM205 128V127H204ZM204 128H202V129H204ZM207 128V127H206ZM205 128V130H209L208 128L206 129ZM210 128V130H211V127H209ZM221 128V127H220ZM224 128V127H223ZM227 128H229V127H227ZM0 129V130H1ZM5 129H3V130H5ZM50 129V128H49ZM60 129V128H59ZM62 129V128H61ZM63 129H66V128H63ZM87 129V128H86ZM89 129V128H88ZM94 129V128H93ZM119 129H121V127L119 128ZM121 129V130H122ZM133 129V128H132ZM136 129V130H135ZM145 129H147L146 127H145ZM144 129V132H146V130ZM148 129H149V127H148ZM169 129V128H168ZM196 129H200V127L199 126H197L196 127ZM212 129V130H213ZM2 130V131H3ZM53 130V129H52ZM52 130H50V131H52ZM54 130H56V129H54ZM81 130V129H80ZM80 130H77V128H76V132H80ZM83 130H85V129H83ZM95 130V129H94ZM109 130V129H108ZM122 130V131H123ZM126 130H128V129H126ZM131 130V129H130ZM170 130V129H169ZM188 130V129H187ZM209 130V131H210ZM215 130H213L212 132H214V133H212L213 134V136L215 135ZM218 130H221V129H218ZM224 130H226V128H224L223 130H221L222 132L224 131ZM261 130V131H260ZM6 131V130H5ZM7 131H9V129L7 130ZM57 131V130H56ZM61 131V130H60ZM59 131V133H61ZM86 131V130H85ZM85 131H83V132H85ZM119 131V130H118ZM125 131V130H124ZM139 131H141V130H139ZM150 131H152L151 129H150ZM153 131H155V133H157V131L156 130H153ZM203 131V130H202ZM202 131H200L199 130V132H201V133H203L204 134V132H202ZM209 131H207L208 133H209ZM63 132V131H62ZM69 132H70V129H69ZM77 133V134H79V135H77V137L79 136H81V139H82V134L80 135V133ZM97 132V131H96ZM131 132H133V131H131ZM133 132V133H134ZM144 132H142V133H144ZM147 132H149V130L147 131ZM172 132V131H171ZM193 132V131H192ZM211 132V131H210ZM217 132V131H216ZM232 132V131H231ZM260 132H262V133H260ZM4 133V132H3ZM52 133H56V132H52ZM58 133V134H59ZM71 133V132H70ZM99 133H101V132H99ZM98 133V134H99ZM112 133V132H111ZM113 133H115V131L113 132ZM121 133V132H120ZM119 133V134H120ZM124 133V132H123ZM125 133H127L126 131H125ZM139 133V132H138ZM151 133V132H150ZM159 133H161V131L159 130ZM168 133V132H167ZM194 133V132H193ZM198 133V132H197ZM196 133V134H197ZM206 133V132H205ZM218 133V132H217ZM227 133V132H226ZM225 133V134H226ZM229 133V132H228ZM236 133H237V135H236ZM248 133V134H247ZM30 134V133H29ZM63 134H66V133H64L63 132ZM63 134H59V135H61V137L63 136V137H65V135H63ZM69 134V133H68ZM68 134H66V136H68ZM89 134V133H88ZM90 134H92V132L90 133ZM116 134H118V133H115V137H117V135ZM118 134V135H119ZM129 134V133H128ZM137 134V133H136ZM141 134V133H140ZM145 134V133H144ZM151 134H153V133H151ZM158 134V133H157ZM157 134H153L154 136H156V137H158V135ZM162 135L163 134H165V130H164V132L162 131V133H161ZM169 134V133H168ZM195 134V133H194ZM198 134H200V133H198ZM202 134V135H203ZM212 134L211 133H209V139H212L211 138V136H212ZM221 134V133H220ZM251 134V133H250ZM264 134V133H263ZM262 134V135H263ZM7 135H8V133H7ZM18 135V134H17ZM18 135V136H19ZM54 137L56 136V134L54 135V134H52ZM51 135V138L50 139H52L53 140V136ZM59 135H58V137H59ZM72 136H75L74 135V133L73 134H71ZM70 135V136H71ZM93 135H94V133H93ZM113 135V134H112ZM121 135H122V133H121ZM124 135V134H123ZM145 135H147V134H145ZM162 135H160L159 137H160V139L162 140V138L163 137H161ZM167 135V134H166ZM165 135V136H166ZM202 135H200L201 137H202ZM251 135H253V134H251ZM255 135V136H256ZM261 135V137H257L256 136V138H258L257 140H259L260 139V141H257L258 143H257V145L262 141V144H259V146L262 148L261 150V152L262 153H257L258 151H259V149H260V147L258 148V150H256V151H254L253 149H251L250 147H251V145H249V143H247V142H244V143H246V144H248L250 147H246V146H241L242 144H240V146H238L237 145V143H235L236 144V146H234V143H233V146L232 145H230V146H228L227 148H224L225 146H223L226 142V139H224L223 141H219V143H221L222 144V147L220 146V145H215V143L213 144L214 146H213V149L211 150V152L209 153V151L210 150H208L207 152H206V148H203L204 150H205V154L204 155H206L207 153H209V154H211V156H209V157H211L212 158V160L215 158V153H217L218 154V152L217 151H219V149L218 148H220L221 147V149H220V151L221 150H223V151H225L226 150V152H225V154H223L222 152L223 151H221V152H219L221 155H222V157L220 156V161L218 160L219 159V156L216 154V157H218L217 159H216V161H214V162H212V163H209L210 162V160H209V164L207 165V167L209 166H215V169L213 170L214 172H215V174H217V173H219V171H220V169H222L223 171H221V174H231L232 172H235V171H238V170H240V169H242V167H244V168H246V169H250V168H256V167H254V165H255V163H256V166L258 165L257 164V161H260V160H262L263 162H262V165H264L263 163H264V135L262 136ZM9 136H10V134H9ZM17 136V137H18ZM71 136V137H72ZM83 136H86V134H83ZM98 136V135H97ZM96 136V137H97ZM108 136H111V134H109ZM108 136H107V138H108ZM135 136V134H133V138H135L134 137ZM141 136H143V134L141 135ZM140 136V137H141ZM197 136V135H196ZM199 136V135H198ZM207 136V135H206ZM205 135L203 136V138H207ZM217 135H215V137H216ZM221 136H223V135H221ZM229 136V135H228ZM228 136H227V139H228ZM236 136V137H235ZM250 136V135H249ZM255 136H252L253 138L255 137ZM8 137V136H7ZM12 137V136H11ZM50 137V136H49ZM57 137V138H58ZM60 137V138H61ZM69 137V136H68ZM77 137H76V139H77ZM78 137V138H79ZM87 137H89L86 141H87V143H88V140L90 139V138H92V136H87ZM95 137V136H94ZM121 137V136H120ZM126 137H128L127 135H126ZM138 137V136H137ZM143 137H145V139L147 140V138H146V136H143ZM148 137V139L149 140H151L150 138H149V136H147ZM151 137V136H150ZM155 137V139L153 138V140H156L157 138ZM159 137H158V139H159ZM187 137H188V135H187ZM187 137H184V138H182L181 139V141H185L186 139L185 138H187ZM230 137H229V139H230ZM243 137H241V138H243ZM15 138H16V136H15ZM19 138V137H18ZM17 138V139H18ZM65 138H67V137H65ZM129 138H130V134H129ZM131 138H132V136H131ZM131 138H130V143L132 142V145L134 146V148H136V146H139V145H141V144H139V142L137 141V143L139 144H137L136 142V146L133 144L134 143V139L131 141ZM167 138V137H166ZM207 138V139H208ZM219 138V137H218ZM59 139V138H58ZM63 139V138H62ZM70 139V138H69ZM71 139H73L74 140V142H70V141H73V140H71ZM70 139V141H68L67 140V142H70L71 144H78V143H76V141L78 142L79 141V145H80V149L82 148V146H81V142H80V140H76L75 141V138H71ZM110 139V138H109ZM125 139V138H124ZM140 139V138H139ZM142 139V138H141ZM140 139V140H141ZM178 139V138H177ZM188 139V138H187ZM201 139V138H200ZM209 139H208V141H209ZM215 139V138H214ZM220 139V138H219ZM244 139H246V138H244ZM248 139V138H247ZM19 140L20 139H18V141H16V139H15V141H16V143L17 144H19L20 143V145L22 146V144H21V142L22 141H20L19 142ZM51 140V141H52ZM83 140H85V139H83ZM91 140V139H90ZM89 140V141H90ZM117 140H118V138H117ZM166 140V139H165ZM164 139H163V143H164V141H165ZM216 140V139H215ZM220 140H222V138L220 139ZM231 140V139H230ZM248 140H250V139H248ZM252 140V139H251ZM255 141H256V139H254ZM50 140H49V142H51ZM59 141V140H58ZM62 141V140H61ZM64 141L66 142V140L64 139ZM64 141H62V143L64 142ZM85 141V142H86ZM119 141H120V139H119ZM135 141H136V139H135ZM157 141V140H156ZM156 141H154V142H156ZM159 141V140H158ZM167 141H169L168 139H167ZM167 141H165V142H167ZM172 141H174L173 139H172ZM183 141V142H184ZM193 141V140H192ZM204 141H206V140H204ZM204 141H202V145H203V142ZM211 141V140H210ZM212 141H213V139H212ZM218 141V140H217ZM229 141V140H228ZM239 141H240V139H239ZM243 141H245V140H243ZM57 142V141H56ZM67 142L66 143H64V144H66L65 146H67L66 148H69L68 147V145L70 144V143H68V145H67ZM85 142L83 143V144H85ZM93 142V141H92ZM153 142V141H152ZM161 141H159V143H160ZM161 142V143H162ZM171 142V141H170ZM178 142V140H176V141H174V145H176V143ZM183 142H179V143H183ZM194 142H196V138H195V141ZM251 142V141H250ZM23 143V142H22ZM46 143H47V141H46ZM46 143H44V144H46ZM62 143H61V145H62ZM86 143V144H87ZM129 143V142H128ZM169 143V142H168ZM172 143V142H171ZM171 143H170V145H171ZM188 142H187V140H186V143L185 144H187ZM189 143H191V142H189ZM206 144H207V142H205ZM204 143V144H205ZM209 143V142H208ZM232 143V142H231ZM59 146H60V144L59 143H57ZM63 144V145H64ZM86 144L84 145V146H86ZM90 144V143H89ZM95 144V143H94ZM180 144V145H181ZM194 144V143H193ZM206 144L205 145H203V147L204 146H206ZM211 144H212V142H211ZM217 144V143H216ZM227 144V143H226ZM42 146H43V144H41ZM62 145V146H63ZM88 145V144H87ZM150 145H151V143H150ZM153 145H155V144H153ZM153 145H151V146H153ZM188 145V147H189V144H187ZM194 145H196V146H194ZM194 145H192L193 147V150H195L196 148L199 150V148L197 147V144L195 143ZM198 145H201L200 143L198 144ZM245 145V144H244ZM253 145V147H256L255 146V144H252ZM53 146H55L56 147V145H54L53 144ZM65 146H63V147H65ZM124 146H126V144L125 145H122V147L124 148ZM128 146H130V145H127V147ZM132 146V147H133ZM161 146H163V145H161ZM176 146H178L177 148H178V150L177 151H179V149L182 147H180L179 148V145H176ZM186 146V145H185ZM218 146H220V147H218ZM44 147V149H45V147H46V145L45 146H43ZM62 147V148H63ZM77 147V146H76ZM131 147V146H130ZM158 147V146H157ZM211 146L209 145V148H210ZM252 147V148H253ZM56 148H60V147H56ZM61 148V149H62ZM66 148H64V150H67ZM73 148V147H72ZM104 148V147H103ZM123 148H121L120 150L118 149L117 151H115V152H118V153H120L121 152V150L123 149ZM133 148V149H134ZM141 148H143V147H141ZM140 148V149H141ZM149 148H151V147H148V149ZM162 148V147H161ZM160 148V149H161ZM208 148V147H207ZM257 148V147H256ZM73 149H75V148H73ZM84 149V148H83ZM125 149H126V147H125ZM130 149H132V148H130ZM139 149V148H138ZM144 149H145V147H144ZM156 149V148H155ZM158 149V148H157ZM159 149V150H160ZM169 149H171V148H169ZM188 149H190V148H188ZM202 149V150H203ZM72 150V149H71ZM78 150V149H77ZM124 150V149H123ZM135 150V149H134ZM146 150V149H145ZM151 150V149H150ZM164 150V149H163ZM172 150V149H171ZM175 150V151H176ZM191 151H192V149H190ZM197 150V151H198ZM215 150V151H214ZM24 151H26V150H24ZM58 151V150H57ZM125 151V150H124ZM137 151V150H136ZM140 151V150H139ZM144 151V150H143ZM153 151H154V149H153ZM161 151V150H160ZM166 151H168V149L167 150H165L164 151V153L166 152ZM170 151V150H169ZM175 151H173V154L175 153ZM187 152H188V150H186ZM185 151V149H184V152H186ZM197 151H195V152H197ZM213 151V152H212ZM232 151V152H231ZM27 152V151H26ZM43 152V151H42ZM46 152H47V150H46ZM69 152V151H68ZM72 152V151H71ZM103 152H105L104 150H103ZM138 152V151H137ZM142 152V151H141ZM152 151H150V153H151ZM172 152V151H171ZM170 152V153H171ZM180 152L182 153V151H181V149H180ZM180 152H179V155L177 154V153H175V155L177 156H175V158H174V160L176 159V162L175 161H171L170 163H172L171 164V166H174L175 168H169L168 169V167L165 169V164L164 163H162L164 166H163V168L165 169V170H163V173H164V175L167 177V179H168V181H169V183L167 184V182H164V185H161V186H165L166 184V189H167V187H168V191H166V189L164 188V190L167 192V194L164 196V197H161V196H158V195H155L154 196V194H156L157 192H160L159 190L155 193L154 191H155V189H154V186H157V185H155L154 184V186H152L153 185V183H152V185H148V182L146 181V182H144V181H142V187H140L141 188V196H140V201H142L141 200V198H145V202H146V204L147 205H149L148 206V208H146V211H147V213L148 214H146V219H147V221H148V223H150V222H153L152 224L154 225H151V226H153V229H151V230H153V232H154V234L152 233H150V231H149V233L147 232L146 233V231H148V230H145V227L144 226H147V225H144L143 227H144V229L142 228V226H141V230H143V232H144V230H145V232L144 233H146V237H145V239L146 238H149L147 241L146 240H144V241H146L145 242V244H147V246L149 245V244H151V243H153V245L155 246V248L157 249V252H158V254H160V255H164V254H166L169 250H172L173 249V247H171L172 245H173V243L175 244V242L176 241H178V240H181L182 238V235H180V233H181V230L180 231H178V229H182V228H176V226H177V224H179V225H181V226H185V225H187V224H190V223H187V222H189V219H192V220H194V219H198L199 218V212H202V215L205 217V220H211V218L210 217H208L209 215H211L212 214V220H211V223H210V226H208V225H206V224H204L203 222H202V227H200L199 229L196 227L195 228V231H196V234H197V230L198 231H200V230H204V232H205V234H207V232H208V234H210V236H212L213 237V239H214V243L215 244H217V246L219 247V249L217 248V253H216V257H212V258H210V257H206V256H203V257H201V258H199V259H201V260H203V261H205V263H203V261H201V264H264L263 262V256H264V213H262V212H259V213H255V212H252V210H254V209H260V207L262 208V207H264V196L261 198L260 197V195H261V193L260 192H258V191H254V192H256V194L257 193H259V194H254V197L255 198H253V196L251 195H249L248 193H246V191L245 192H242V193H240V192H237L236 194L234 193H229V194H223L222 193V191H219L220 189H221V183H219V184H217L216 182H214V181H212V182H209V181H207L208 179H206V180H204V181H201L202 180V177L203 176H205L206 174V172L207 171H205V169H204V171L203 170H201V167H196L197 165H199V163H201L202 164V159H200L199 161H198V158L200 157V156H198V155H192V154H190V151H189V153L188 154H190V157L191 156H193L192 158V161H188V163L185 165L184 164V162L186 163V161H182V158L184 157H186V156H189V155H187L186 154V156L185 155H183V157H182V155L180 154ZM194 152V153H195ZM232 154H231V153ZM234 152V153H233ZM28 153V152H27ZM48 153V152H47ZM66 153V152H65ZM117 153V154H118ZM122 153V152H121ZM123 153H125V152H123ZM126 153H127V151H126ZM125 153V154H126ZM129 153H134L133 151H131L130 150V152ZM139 153V152H138ZM137 153V154H138ZM154 154L153 155H155V151L153 152ZM160 153V152H159ZM159 153H156V156H157V154L159 155ZM192 153V152H191ZM44 154V153H43ZM112 154V153H111ZM116 154V153H115ZM124 154V155H125ZM136 154V153H135ZM136 154V155H137ZM152 154V153H151ZM162 154V153H161ZM169 154V153H168ZM172 153L171 154H169L170 155V157L173 155ZM185 154V153H184ZM219 154V155H220ZM258 154V155H257ZM24 155H26V153L24 154ZM45 155V154H44ZM69 155V154H68ZM108 155V157H109V154H107ZM121 155H123V154H121ZM129 155V154H128ZM132 155H134V154H132ZM169 155L167 156V154H166V156L167 157H169ZM224 155V156H223ZM115 156H119V155H115ZM125 156H127V155H125ZM135 156V155H134ZM165 156V155H164ZM174 156V155H173ZM198 156V157H197ZM235 156V157H234ZM104 157V156H103ZM129 157V156H128ZM131 157V156H130ZM133 157V156H132ZM148 157V156H147ZM146 157V158H147ZM64 158H66L65 156H64ZM115 158V157H114ZM118 158V157H117ZM121 158V157H120ZM135 158H137V156H135ZM145 158V159H146ZM150 158H152V157H150ZM153 158H154V156H153ZM153 158L151 159V160H153ZM223 158H225V159H223ZM93 159V158H92ZM103 159V158H102ZM105 159H106V157H105ZM119 159V158H118ZM128 159V158H127ZM130 159V158H129ZM142 159H143V157H142ZM149 159V158H148ZM169 160L171 159V158H168ZM37 160V159H36ZM63 160V159H62ZM68 160V159H67ZM110 160V159H109ZM121 160H123V159H121ZM126 160V159H125ZM137 159H135V161H134V165H136V167L140 164V162H139V164L137 165L136 164V162H138V161H136ZM150 160V159H149ZM148 160V161H149ZM150 160V161H151ZM172 160V159H171ZM234 160V161H233ZM93 161V160H92ZM95 161V163H98L99 161L101 162V161H104V159L103 160H99L98 162H96L97 161V159L96 160H94ZM113 161V159L110 161V163ZM114 161H116V160H114ZM146 161V160H145ZM149 161V162H150ZM233 161V162H232ZM63 162V161H62ZM104 162H106V161H104ZM143 162H144V160H143ZM165 162V161H164ZM45 163V162H44ZM43 163V164H44ZM57 163H59V162H57ZM114 163V162H113ZM116 163V162H115ZM148 163V162H147ZM161 163V162H160ZM194 163H196V164H194ZM206 163V162H205ZM105 164H108V162H106ZM105 164L103 165V166H105ZM57 165V164H56ZM91 165H93L94 166V164L92 163ZM161 165V164H160ZM205 165V164H204ZM43 167H44V165H42ZM64 166V165H63ZM96 167H99V169H100V166H97V165H95ZM102 166V168H105V167H103ZM110 166V165H109ZM201 166V165H200ZM49 167V166H48ZM92 167V166H91ZM108 167V166H107ZM143 167V166H142ZM142 167H139L140 169H142ZM154 167V166H153ZM206 167V166H205ZM206 167V168H207ZM262 167V166H261ZM261 167H260V169H261ZM46 168L47 167H45V169L43 168V170H46ZM63 168H65V167H63ZM95 168V167H94ZM93 168V169H94ZM111 167H109L108 169H110ZM138 168V169H139ZM144 168V167H143ZM155 168V167H154ZM157 168H158V165H157ZM218 168H220V169H218ZM66 169V168H65ZM112 169V168H111ZM110 169V170H111ZM146 169H148V168H144V173L146 172ZM150 169H151V165H150ZM208 169H212V167L211 168H208ZM48 170H51V169H48ZM97 170V171H96ZM96 170H92L93 171V173H94V175H95V172H97L96 173V175H95V177L96 176H98L99 174H100V171L101 172H103L104 171V169H103V171H102V169L98 172V169H96ZM143 170V169H142ZM152 170V169H151ZM158 170V169H157ZM170 170H172L173 172L171 173V172H169ZM218 170V172L216 173V171ZM255 170H257V168L256 169H254L253 171H255ZM262 170V169H261ZM64 171H66V170H64ZM89 171V170H88ZM88 171H85V172H88ZM95 171V172H94ZM111 171H113V170H111ZM110 171V172H111ZM148 171V170H147ZM162 171V170H161ZM204 173H203V172ZM210 171V170H209ZM247 171V170H246ZM249 172L251 171V170H248ZM252 171V172H253ZM259 171V170H258ZM263 171H264V169H263ZM262 171V172H263ZM90 172V174L92 173L91 171H89ZM88 172V173H89ZM114 172V171H113ZM139 172H140V170H139ZM143 172V171H142ZM149 172H152V171H149ZM159 174H161V172H159V170L157 171ZM200 172H202V173H200ZM227 172V173H226ZM88 173H86L87 175L86 176H91V175H88ZM92 173V174H93ZM99 173V174H98ZM106 173L108 174L109 173V171L107 170L106 171ZM105 173V174H106ZM157 173V174H158ZM163 173L161 174L162 176H163ZM213 172H211V173H209V174H212ZM245 173V172H244ZM255 173H257L256 171H255ZM66 174V173H65ZM98 174V175H97ZM106 174V175H107ZM114 174H115V172H114ZM113 174V175H114ZM142 174V173H141ZM148 174H150V173H148ZM204 174V175H203ZM208 174V175H209ZM215 174H213L214 176H215ZM221 174L219 173V178L218 177H216L217 179H220V177H222L221 176ZM103 175V174H102ZM140 175V174H139ZM147 174H145V176H146ZM155 175V174H154ZM65 176H67V175H65ZM116 178L119 176H116V175H114ZM143 176H144V174H143ZM150 176V175H149ZM218 176V175H217ZM256 176H257V174H256ZM64 177V176H63ZM87 177V178H88ZM93 177V176H92ZM102 177V176H101ZM99 178V177H97V178H99V179H103V178ZM104 177V176H103ZM66 178V177H65ZM68 178V177H67ZM85 178V177H84ZM105 178V177H104ZM106 178H107V176H106ZM105 178V179H106ZM108 178H109V176H108ZM113 178V177H112ZM145 178V177H144ZM153 179H151V182H152V180H155V178L154 177H152ZM162 178V177H161ZM164 178V177H163ZM162 178V179H163ZM206 178V177H205ZM215 178V177H214ZM213 178V179H214ZM251 178V177H250ZM64 179V178H63ZM86 179V178H85ZM94 180H95V178H93ZM98 179V180H99ZM111 179V178H110ZM121 179H122V177H121ZM143 179V178H142ZM141 179V180H142ZM159 178H157L156 177V180H158ZM161 179V180H162ZM48 180V179H47ZM56 180V179H55ZM72 180H73V178H72ZM155 180V181H156ZM164 180V179H163ZM162 180V181H163ZM255 180V179H254ZM65 181V180H64ZM68 181V180H67ZM100 181V180H99ZM115 181V182H114ZM114 183H116V182H118L117 180H115L114 179ZM128 181V180H127ZM140 181V180H139ZM165 181H166V179H165ZM112 182V183H113ZM123 182V181H122ZM121 182V183H122ZM141 182V181H140ZM157 182H159V180L157 181ZM166 183V184H165ZM254 183H256V186L257 187H262L263 188V190H264V181H257V182H254ZM109 184H111V182L109 183ZM123 184V183H122ZM144 184V185H143ZM159 184H160V182H159ZM66 185H67V182H66ZM113 186H117V184H112ZM118 185H119V183H118ZM121 186V184L118 186V187H120ZM124 185H122V187H123ZM130 186V185H129ZM66 187V186H65ZM81 187V186H80ZM158 187V186H157ZM157 187H156V189H157ZM162 187V188H163ZM225 187H227V186H225ZM225 187H222V188H224L225 189ZM238 187V186H237ZM114 188H116V187H114ZM124 188V187H123ZM159 188H160V185H159ZM158 188V189H159ZM255 189V188H254ZM116 190H117V188H116ZM222 190V189H221ZM77 191V190H76ZM120 191H123L122 193H124V189H121ZM162 191H163V189H162ZM154 192V193H153ZM221 192V193H220ZM253 192V191H252ZM251 192V193H252ZM119 192H117V194H118ZM121 193V192H120ZM120 193H119V195H120ZM151 193H153V195L151 196L150 194ZM161 193V192H160ZM163 193H165V192H162L161 194H163ZM264 193V192H263ZM140 194V193H139ZM143 195V196H142ZM195 195V196H194ZM10 196V195H9ZM13 196V195H12ZM12 196H10V197H8V196H6V195H2V194H0V204H5V205H8V207H10V210H11V212H16L15 211V209L17 208L15 205H17V203H18V201H16V197L15 198H13ZM121 196V195H120ZM24 198V197H23ZM178 198V199H177ZM18 200H20V199H18ZM24 199H22V201H23ZM25 201H26V198H25ZM104 201H106L105 199H104ZM103 201V202H104ZM123 201V200H122ZM102 202V203H103ZM162 202V203H161ZM107 203V202H106ZM111 203V202H110ZM124 203V202H123ZM141 203V202H140ZM189 203H191L190 205H189ZM18 204H21V203H18ZM143 204H144V200H143ZM170 205V208H167L166 207V205ZM186 204H188L189 206H186ZM24 205V204H23ZM108 205H109V203H108ZM111 206L113 205V204H110ZM109 205V206H110ZM123 205V204H122ZM1 206V205H0ZM4 206V205H3ZM18 206V205H17ZM142 206V205H141ZM146 206V205H145ZM165 206V210H163V207ZM172 206V207H171ZM2 207V206H1ZM16 207V208H15ZM20 207H23V209L22 208H20ZM19 208H20V210L22 211H25V207L24 206H20ZM204 207H206L205 209H206V211H205V209H204ZM6 208V207H5ZM125 208V207H124ZM145 208V207H144ZM8 210H9V208H8ZM18 210V209H17ZM128 209H126V211H127ZM141 210H144V212H145V209H142L141 208ZM1 211V210H0ZM169 211H172L174 214H177V215H175V216H172L171 214L172 213H169ZM263 211V210H262ZM144 212H142L141 214L143 215V213ZM204 212V213H203ZM208 212H210L209 214H208ZM16 213H18V212H16ZM198 215H197V214ZM128 215H130V213H127ZM208 214V215H207ZM127 215V216H128ZM131 217H132V215H130ZM139 217H141V216H139ZM144 217V216H143ZM143 217H141V218H143ZM201 217V216H200ZM204 217H201V219L203 220V218ZM206 217H208V219L206 218ZM127 218V217H126ZM123 219V220H128L129 221V217L127 218V219ZM145 219V218H144ZM143 219V220H144ZM145 219V220H146ZM131 220V219H130ZM142 220V219H141ZM141 220H140V222H141ZM144 220V221H145ZM191 220V221H192ZM199 220V219H198ZM127 221V222H128ZM132 221V220H131ZM144 221H142V223L144 222ZM190 221V222H191ZM201 221V220H200ZM139 222V223H140ZM171 222V223H170ZM205 222H207V221H205ZM126 223V222H125ZM130 223V222H129ZM128 223V224H129ZM187 223V224H186ZM192 223V222H191ZM195 223V226H196V222H194L193 221V223H192V225H191V228L192 227H195L193 224ZM200 224H201V222H199ZM199 223L197 222V224L199 225ZM122 224V223H121ZM128 224H126V225H128ZM151 224V223H150ZM150 224H148V226L147 227H149L150 226ZM167 224H168V226H167ZM170 224V225H169ZM183 224H185V225H183ZM120 226V225H119ZM155 226H156V228H155ZM187 226H189V225H187ZM122 227V226H121ZM139 227H140V225H139ZM189 228V227H188ZM190 228V230L192 231L193 229H191ZM202 228V229H201ZM87 229V228H86ZM140 230V231H141ZM183 230V229H182ZM189 230V231H190ZM113 232V231H112ZM193 233H194V230H193ZM199 233V232H198ZM188 234H190L189 232H188ZM195 234V233H194ZM193 234V235H194ZM195 234V235H196ZM204 235V236H209V235ZM89 235H91V234H89ZM94 235V234H93ZM143 235V234H142ZM199 235V234H198ZM88 236V235H87ZM87 236H85V237H87ZM170 236V237H169ZM91 237V236H90ZM109 237V236H108ZM144 237V236H143ZM142 237V238H143ZM181 239H180V238ZM194 237V236H193ZM198 237H200V239H201V234L199 235V236H197V238ZM110 238V237H109ZM170 238V239H169ZM187 238V237H186ZM189 238V237H188ZM196 237H194L193 239H195ZM89 239V238H88ZM144 239V238H143ZM143 239H142V241H143ZM190 239H191V237H190ZM199 239V238H198ZM86 241V240H85ZM84 241V242H85ZM112 241V240H111ZM143 241V242H144ZM88 242H90V241H88ZM95 242V241H94ZM97 242V241H96ZM109 242V241H108ZM113 242V241H112ZM142 242V243H143ZM191 242V246H192V240L190 241ZM200 242V241H199ZM201 242H202V239H201ZM92 243V242H91ZM98 243H99V241H98ZM182 243H188L187 241L186 242H182ZM181 243V244H182ZM225 243V244H224ZM111 244V243H110ZM180 244V245H181ZM185 244V245H186ZM190 244V243H189ZM196 244H198V242H196ZM101 245V244H100ZM104 245V244H103ZM112 245H113V243H112ZM111 245V246H112ZM184 244H182V246H183ZM201 245H203L202 243H201ZM255 245H257V250L256 251H252L253 250V248H254V246ZM116 247L115 248H117V245H115ZM174 246V245H173ZM186 246H189L188 244L186 245ZM204 246V245H203ZM102 247V246H101ZM101 247H99V248H101ZM114 247V246H113ZM112 247V248H113ZM175 247V246H174ZM199 247H200V245H199ZM98 248V249H99ZM103 248V247H102ZM100 249L103 253L105 252V250L104 249ZM110 248V247H109ZM135 248V247H134ZM133 248V249H134ZM176 248L178 249H182L183 247H179V246H176ZM188 248H190V247H188ZM187 248V249H188ZM193 247H191L190 249H192ZM206 248V247H205ZM97 249V248H96ZM136 249V248H135ZM146 249V248H145ZM176 249V250H177ZM177 250L176 252H178V251H180V250ZM184 249V248H183ZM186 249V248H185ZM197 249V248H196ZM248 250V251H251L252 253H253V257H252V255H251V261H249L248 260V258H246L245 257V255H244V252H245V250ZM138 250V249H137ZM198 250V249H197ZM196 250V251H197ZM204 250V248L201 250V251H203ZM110 251V250H109ZM114 251V250H113ZM113 251L111 250V252H109V254L107 255V254H105V255H107V256H109V259L111 260V261H113V262H117L116 261V259L119 261H121V258H122V256L120 255V251H118V250H116V253L114 254L113 253ZM141 251V250H140ZM189 251V250H188ZM187 251V252H188ZM191 251V250H190ZM195 251V252H196ZM207 251V250H206ZM229 252L230 253V255L229 256H227L226 254H225V252ZM107 252H108V250H107ZM134 252H135V250H134ZM145 252V251H144ZM148 252V251H147ZM191 252H194V251H191ZM195 252H194V255H195ZM200 252V250L198 251V253ZM32 253V252H31ZM36 253H39V252H36ZM182 253V252H181ZM190 253V252H189ZM202 253V252H201ZM201 253H199V254H201ZM33 254H35V253H33ZM39 254H41V253H39ZM38 254V255H39ZM97 254V253H96ZM141 254H145V253H143L142 251H141ZM168 254V253H167ZM208 254V253H207ZM29 255H31V254H29ZM44 255V254H43ZM101 255V254H100ZM189 255H192L193 256V253H190ZM202 255V254H201ZM37 256V255H36ZM140 256V255H139ZM186 255H184V256H182V258H184ZM197 256H198V254H197ZM196 256V257H197ZM29 257V256H28ZM33 257V256H32ZM38 257V256H37ZM40 257V256H39ZM42 257H44V256H42ZM41 257V258H42ZM124 257V256H123ZM136 256L134 255V254H132V258H135ZM143 257V256H142ZM196 257H195V260H197L196 259ZM41 258H40V260H41ZM191 258V257H190ZM32 259V258H31ZM140 259H141V257H140ZM194 259V257L192 258V260ZM6 260V259H5ZM34 260H36V259H34ZM33 260V261H34ZM39 260V261H40ZM6 262V261H5ZM41 262H43L42 260H41ZM132 262V261H131ZM109 263V262H108ZM128 263H129V261H128ZM135 263H136V261H135ZM157 263H159V262H157ZM189 263V262H188ZM5 264H7V263H5ZM8 264H9V262H8ZM123 264V263H122ZM187 264V263H186Z\"/></svg>","mask_w":264,"mask_h":264},{"label":"built area","instance_id":"obj_3","mask_svg":"<svg viewBox=\"0 0 264 264\" xmlns=\"http://www.w3.org/2000/svg\"><path fill=\"white\" fill-rule=\"evenodd\" d=\"M53 263L54 264H61V257L59 255V253L56 254V256L53 258Z\"/></svg>","mask_w":264,"mask_h":264},{"label":"crops","instance_id":"obj_4","mask_svg":"<svg viewBox=\"0 0 264 264\" xmlns=\"http://www.w3.org/2000/svg\"><path fill=\"white\" fill-rule=\"evenodd\" d=\"M247 99H250V97H249V96H247Z\"/></svg>","mask_w":264,"mask_h":264}]
</instances>
